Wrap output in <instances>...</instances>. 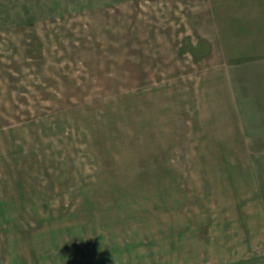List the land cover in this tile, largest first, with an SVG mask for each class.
Segmentation results:
<instances>
[{"label": "rangeland", "instance_id": "1", "mask_svg": "<svg viewBox=\"0 0 264 264\" xmlns=\"http://www.w3.org/2000/svg\"><path fill=\"white\" fill-rule=\"evenodd\" d=\"M197 5L0 0V264H264V64L205 63Z\"/></svg>", "mask_w": 264, "mask_h": 264}, {"label": "crops", "instance_id": "2", "mask_svg": "<svg viewBox=\"0 0 264 264\" xmlns=\"http://www.w3.org/2000/svg\"><path fill=\"white\" fill-rule=\"evenodd\" d=\"M196 7L197 8L195 9L192 8L189 11L187 10L188 12V14L186 15L187 22H189L190 20L191 25L187 29L185 27L186 30L184 32L183 37L188 36L189 38H192L193 36H195L196 33L197 36H195L194 38H197L198 40H202L203 42H209L211 44V50L208 49L210 55L206 57L212 60H210V62L207 60L205 61V63L213 64V65H225V66L264 64V0H198V5ZM159 33H164V32L161 31ZM176 33H177V38H179L181 35H179L178 31ZM157 34L155 36V39L159 40ZM204 54H206V52ZM202 55L201 58L204 57ZM160 56H162V54ZM171 56L172 54L168 55V57L170 58ZM190 57H191V64H193L192 63L193 56ZM233 92L234 94L233 95L230 94V95L234 96L235 99H233V102L235 106L238 107L240 102L237 100L236 92L235 91ZM244 96L246 97L245 93ZM239 106H240L239 109L236 108L235 110V112H237L238 115L241 114L240 111H242L241 104ZM256 127H261V129H263L264 131V126H262V124L257 125ZM235 139L236 138H232V140ZM253 139L256 140L258 138L256 136L251 137L245 134L243 137L239 136L238 140L233 141L232 144H237V145L254 144L255 141ZM230 142L227 141L226 143H230ZM238 192H239L238 196H240V192H242V190L239 189ZM246 204H253V203L247 202ZM259 204H260L259 202H256L258 208H259ZM182 205L184 204L178 205L180 210L176 209V211L177 213H179V215L183 216L185 210ZM226 205L227 204H225V206ZM228 205L230 206V210L228 211L229 214L226 215L227 212H225L226 211L225 209H223L222 212V214L224 213L227 216V219L225 218L222 219L221 217H219L221 214L218 213L219 216L217 217L218 219L219 218L220 219L219 220L217 219V222H214L212 228L208 227L207 229L208 231H210L211 234L210 238L214 240L213 244L217 246V248L215 246V248L210 249V251L212 250L215 252V254L212 255H215L216 257L223 255V252L228 253L229 243L233 244V242L237 241V243L239 244L241 241H251L250 239L253 238L252 231H257V229L250 227L252 223L250 224V222L247 220V218L250 219V216L252 215L250 212L251 210H249V208L244 211H241L242 204H228ZM185 206H187V204H185ZM171 211L172 214L175 212L174 209ZM205 212H207L206 217L213 214L212 215L213 219L214 216L217 215V213H215L216 212L215 209H211V214L207 210H205ZM202 214L204 216V213L202 212L198 214L199 219L202 218ZM235 216H237L241 221L234 222L235 227L232 228L229 226L230 220L228 217L232 218ZM263 217L264 216H262L261 219ZM243 218H245L244 219L245 223L242 222ZM204 219L207 220L205 217H203V221ZM173 221L176 223L175 224L177 226L176 230L178 228L177 231H179L180 230L179 224L186 225L189 222V218L188 219L183 218L182 220L179 221L180 223H178L177 219ZM201 225H202L201 227H207V223L205 224L202 222ZM238 225H241V227ZM172 227L175 228L174 224L172 225ZM229 228H232L233 230L230 231ZM2 232L3 234L9 233L6 232L5 228H3ZM4 239L6 240V244L12 240L10 235L3 238L2 236H0L1 241H3ZM240 245L243 246L242 244ZM1 246L2 243H0V247ZM235 247L236 245L234 246V248ZM248 250L249 249H247V252Z\"/></svg>", "mask_w": 264, "mask_h": 264}]
</instances>
